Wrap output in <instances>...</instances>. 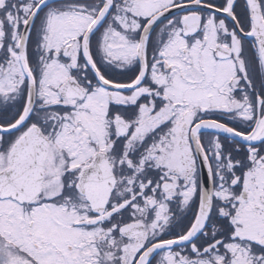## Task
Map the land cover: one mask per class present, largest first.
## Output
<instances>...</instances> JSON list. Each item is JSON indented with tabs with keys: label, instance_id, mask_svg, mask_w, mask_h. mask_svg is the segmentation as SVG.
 Instances as JSON below:
<instances>
[{
	"label": "snow or ice",
	"instance_id": "snow-or-ice-1",
	"mask_svg": "<svg viewBox=\"0 0 264 264\" xmlns=\"http://www.w3.org/2000/svg\"><path fill=\"white\" fill-rule=\"evenodd\" d=\"M0 264H264V0H0Z\"/></svg>",
	"mask_w": 264,
	"mask_h": 264
}]
</instances>
